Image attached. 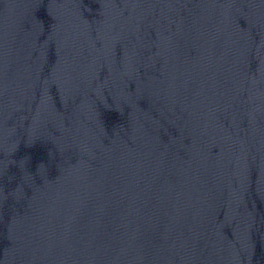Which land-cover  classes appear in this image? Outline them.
Returning a JSON list of instances; mask_svg holds the SVG:
<instances>
[{"label": "water", "instance_id": "obj_1", "mask_svg": "<svg viewBox=\"0 0 264 264\" xmlns=\"http://www.w3.org/2000/svg\"><path fill=\"white\" fill-rule=\"evenodd\" d=\"M0 264H264V0H0Z\"/></svg>", "mask_w": 264, "mask_h": 264}]
</instances>
